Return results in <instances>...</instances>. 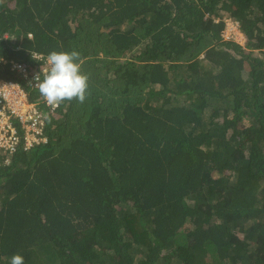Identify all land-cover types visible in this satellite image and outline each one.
Here are the masks:
<instances>
[{"label":"trees","instance_id":"16d2710c","mask_svg":"<svg viewBox=\"0 0 264 264\" xmlns=\"http://www.w3.org/2000/svg\"><path fill=\"white\" fill-rule=\"evenodd\" d=\"M54 50L80 53L84 103L12 70ZM0 79L44 138L13 118L0 264H264V0H0Z\"/></svg>","mask_w":264,"mask_h":264},{"label":"built area","instance_id":"2783aa9c","mask_svg":"<svg viewBox=\"0 0 264 264\" xmlns=\"http://www.w3.org/2000/svg\"><path fill=\"white\" fill-rule=\"evenodd\" d=\"M12 70L22 74L27 88H38L35 76L39 74L42 81L48 69L29 72L23 64H13ZM56 107V106H54ZM17 119L19 127L24 130V147L29 149L35 143L42 141L43 119L35 102L29 101L26 90L22 85L12 81L0 79V162L18 151L22 139L19 135V127L12 120ZM44 141V140H43ZM46 141V140H45Z\"/></svg>","mask_w":264,"mask_h":264},{"label":"clouds","instance_id":"9594fccd","mask_svg":"<svg viewBox=\"0 0 264 264\" xmlns=\"http://www.w3.org/2000/svg\"><path fill=\"white\" fill-rule=\"evenodd\" d=\"M49 69L41 81L39 74L35 76L40 95L49 106H58L65 101L76 100L84 103L89 93V76L84 73L80 53L51 51L46 58ZM10 264H25L24 257L13 254Z\"/></svg>","mask_w":264,"mask_h":264},{"label":"rangeland","instance_id":"374dc122","mask_svg":"<svg viewBox=\"0 0 264 264\" xmlns=\"http://www.w3.org/2000/svg\"><path fill=\"white\" fill-rule=\"evenodd\" d=\"M227 25H228V28H226V30L223 33V36L225 37V39H232V40L244 45L245 38L241 34V32L236 31V26L231 21H228ZM47 66H49V65L47 64L46 67ZM47 68L49 69V67H47Z\"/></svg>","mask_w":264,"mask_h":264}]
</instances>
